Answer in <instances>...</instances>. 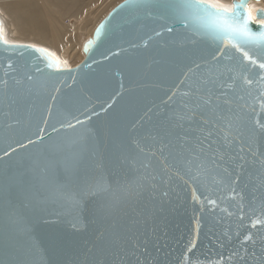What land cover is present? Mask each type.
<instances>
[{
    "label": "snow or ice",
    "instance_id": "obj_1",
    "mask_svg": "<svg viewBox=\"0 0 264 264\" xmlns=\"http://www.w3.org/2000/svg\"><path fill=\"white\" fill-rule=\"evenodd\" d=\"M121 7L132 10L124 34L132 47L156 41L168 59L153 72L142 114L128 124L118 119L103 151L76 115L87 97L61 94L60 61L0 35V48L19 57L8 58L0 75V214L12 225L0 238V264H35L37 218L21 209H34L37 197L118 207L145 196L163 200L178 182L192 186L200 205L197 230L207 212L228 249L211 264H264V20L260 31L249 27L245 0L231 9L212 0H125ZM200 40L215 47L198 49ZM141 235L131 227L102 232L85 264H148ZM195 247L190 241L181 264H200Z\"/></svg>",
    "mask_w": 264,
    "mask_h": 264
},
{
    "label": "water",
    "instance_id": "obj_2",
    "mask_svg": "<svg viewBox=\"0 0 264 264\" xmlns=\"http://www.w3.org/2000/svg\"><path fill=\"white\" fill-rule=\"evenodd\" d=\"M250 1L245 0L248 10ZM124 2L122 0L115 5L82 44V60L71 67L60 64L64 71L56 73L58 80L63 82L58 85L62 88V95L87 97L81 101L86 107L76 115L91 128L101 151L115 132L118 119L128 124L142 114L153 96V72L168 59V53L156 41L148 49L132 47L130 37L124 35L131 31L128 21L132 18V10L122 8ZM238 2L240 0H232L229 9ZM261 12L264 11L256 9L254 12V19L249 24L253 31L262 30L257 23L264 20ZM102 24L104 30L97 36L96 30ZM0 35L3 36L1 21ZM196 47L210 50L215 45L210 40H200ZM33 52L28 49L23 59H32ZM45 55L58 59L50 51ZM8 58L19 59L17 53L5 52L0 48V75H3V63ZM154 61L160 63L154 64ZM148 65H152V71H148ZM40 67L43 68L44 64L41 63ZM117 73L120 75L117 76ZM121 83L123 88L120 87ZM109 104L111 108H108ZM47 133H51V128L47 129ZM13 148L18 153L23 152L16 144H13ZM178 183L181 186L174 187L169 197L163 200L159 195L155 199L145 196L118 207L105 205L99 198L81 201L77 207L63 200H40L37 197L39 203L34 209H21L25 216L37 218L32 227V237L37 245L35 264H85L87 250L102 232H111L114 227L117 230L131 227L142 234L141 239L148 237V264H181L192 240L196 242L192 254L199 257L200 264H211L219 254H226L228 249L220 248L217 243L219 229L212 228L208 223L207 212L203 213L204 221L197 230L200 205L193 201L192 186L189 184L185 187L182 182ZM11 227L7 213L0 214V238L3 231ZM153 245L160 251H156Z\"/></svg>",
    "mask_w": 264,
    "mask_h": 264
},
{
    "label": "bare ground",
    "instance_id": "obj_3",
    "mask_svg": "<svg viewBox=\"0 0 264 264\" xmlns=\"http://www.w3.org/2000/svg\"><path fill=\"white\" fill-rule=\"evenodd\" d=\"M0 1H4L0 2V21L5 39L44 46L58 58L61 65L71 67L84 57L81 46L86 40L79 45L80 37H90L96 22L121 0ZM212 2L231 7V0ZM248 6L254 15L256 9L264 11V0H251ZM69 18H76L79 25H72Z\"/></svg>",
    "mask_w": 264,
    "mask_h": 264
},
{
    "label": "rangeland",
    "instance_id": "obj_4",
    "mask_svg": "<svg viewBox=\"0 0 264 264\" xmlns=\"http://www.w3.org/2000/svg\"><path fill=\"white\" fill-rule=\"evenodd\" d=\"M121 1H122V0H121ZM121 1H119V2H121ZM231 1H232V0H231ZM0 2H4V1H0ZM119 2H118V3H119ZM118 3H117V4H118ZM220 3H221V2H220ZM117 4H115V5H117ZM221 4L226 5V4H229V2H227V3H221ZM115 5H114V6H115ZM114 6H113V7H114ZM113 7H111L108 11H110ZM256 8H259V7H256ZM256 8H255V9H256ZM108 11H107L104 15H102V17L100 18V20H98V21L96 22V25H97V24H98V23H99V22H100V21H101V20H102L107 14H108ZM69 21H70L71 24L74 25V26L79 25V24H78L79 22L77 23L76 18H71V19L69 18ZM94 25H95V24H94ZM95 27H96V26H95ZM93 30H94V29H93ZM87 38H90V37H89V36H85V35H84V36H81L80 39H79L78 44L81 45L82 42H83L84 40H87ZM26 42H27V41L24 42V41H21V40H15V39H11V41H10V43H23V44H26ZM27 44L35 45L36 47H42V48H44V49H47V48H45L44 46H40V45L33 44V43L31 44L30 42H27ZM48 51H49V50H48ZM51 53H52V52H51ZM79 62H80V61H79ZM79 62H77V63H79Z\"/></svg>",
    "mask_w": 264,
    "mask_h": 264
}]
</instances>
